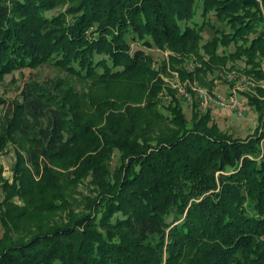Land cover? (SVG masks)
Masks as SVG:
<instances>
[{
  "label": "trees",
  "instance_id": "trees-1",
  "mask_svg": "<svg viewBox=\"0 0 264 264\" xmlns=\"http://www.w3.org/2000/svg\"><path fill=\"white\" fill-rule=\"evenodd\" d=\"M199 8L223 24L203 45L211 59L233 44L223 59L243 60L264 78V0H0V78L47 63L83 80L150 86L157 96L162 80L146 49L198 52L207 24H198ZM203 63L204 74L216 71ZM59 85L32 79L14 99L0 97V149L22 137L37 172L51 171L41 158L76 166L72 175L91 177L97 192L88 211L13 239L25 210L10 200L35 199L41 187L17 161L13 181L0 183V264H264V97L248 96L259 124L235 137L197 97L190 119L173 97L162 105L167 113L154 112L159 124L113 101L85 120L87 95Z\"/></svg>",
  "mask_w": 264,
  "mask_h": 264
},
{
  "label": "rangeland",
  "instance_id": "rangeland-1",
  "mask_svg": "<svg viewBox=\"0 0 264 264\" xmlns=\"http://www.w3.org/2000/svg\"><path fill=\"white\" fill-rule=\"evenodd\" d=\"M59 10L61 9L57 8L49 13H57ZM200 11L201 8H199L197 16L198 24L202 25L203 21L207 24L202 31L203 37L199 43L198 52L182 55L181 52L169 48L164 50L156 47L146 49L153 58L152 67L159 73L162 80V89L157 96L156 92L153 91L155 102L150 108L146 105L148 98L153 97L150 86L142 87L124 81L83 80L47 63L35 67L15 69L5 74L0 78V97L8 101L14 99L24 83L32 79L46 84L55 83L58 86H60L61 81L67 80L75 89H78L81 98L85 94L89 98L88 103L91 106H82L85 120L91 118L92 114L104 109L109 101H113L114 107L120 112H125L129 108L130 113L135 114L141 110L145 114L144 117L152 120L155 111L161 110V112L167 113L162 105L172 100L173 97H177L181 101L184 113L190 119L193 102L197 97L203 110L207 106L212 107L213 118L222 131L235 137H246L252 134L259 124L258 111L249 103L248 96L263 99L264 96L260 95L259 92L260 88H264V78L259 77L255 72H251L243 60L223 59L221 54L232 52L235 48L233 44L229 47L220 45L217 50L219 56L215 54V57H218L214 60L211 59L207 50L211 47H204L203 45L216 35L212 25L223 27V24L214 13H210L208 17H203L200 15ZM137 47L136 44H133V48ZM203 61L212 63L216 71H220L221 77H216V71L205 74L201 72L200 68L204 65ZM260 67L264 70V60ZM230 89H237L238 91L242 106L241 114L228 108L213 107L211 103L200 98L202 92H215V90L223 92ZM192 93L195 94L194 97ZM95 103L98 104L97 107H95ZM6 109V104L0 105V131ZM152 121L157 124L160 123L159 121ZM154 128L156 129L153 135H156V131L159 129L156 126ZM28 148L29 143L22 137H17L15 141L9 140L0 149L1 184L5 181L10 183L13 181L17 161L22 162L32 173L35 182L41 184L35 199L15 196L12 197L13 200H10L20 209L23 207L25 210L18 225L13 226L10 231L13 239L26 238L38 227L47 229L66 222L69 217L88 211L90 200L97 192V184L91 177L77 180V177L72 175L76 166L67 169L60 166L59 162L41 158V160L45 159L51 171L42 168L40 173L37 172L28 157ZM108 161L109 168L113 172L120 164L119 152L116 151ZM4 199L5 192L1 186L0 202H3ZM4 231L5 228L0 221V242L4 238Z\"/></svg>",
  "mask_w": 264,
  "mask_h": 264
},
{
  "label": "built area",
  "instance_id": "built-area-1",
  "mask_svg": "<svg viewBox=\"0 0 264 264\" xmlns=\"http://www.w3.org/2000/svg\"><path fill=\"white\" fill-rule=\"evenodd\" d=\"M200 95L202 100L208 101L213 107L228 108L240 114L242 112L241 101L237 89H230L223 92H219L218 90H215V92H202Z\"/></svg>",
  "mask_w": 264,
  "mask_h": 264
}]
</instances>
